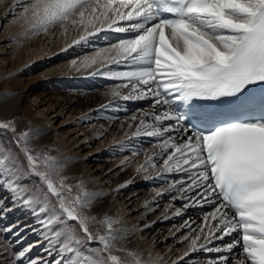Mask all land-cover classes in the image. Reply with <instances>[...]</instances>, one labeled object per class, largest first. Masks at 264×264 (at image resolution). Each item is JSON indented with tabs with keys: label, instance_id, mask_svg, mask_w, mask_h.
Returning a JSON list of instances; mask_svg holds the SVG:
<instances>
[{
	"label": "snow or ice",
	"instance_id": "obj_1",
	"mask_svg": "<svg viewBox=\"0 0 264 264\" xmlns=\"http://www.w3.org/2000/svg\"><path fill=\"white\" fill-rule=\"evenodd\" d=\"M9 18L32 35L73 34L68 47L102 32L125 34L72 67L118 81L115 98L151 102L128 124L133 137L153 140L136 173L165 182L157 197L187 201L170 205L173 214L212 207L200 223L185 221L179 260L205 251L218 254L208 264H264V92L254 91L264 86V0H13ZM196 101L226 107L208 111ZM43 134L0 119V221L17 208L29 212L43 251L57 258L29 257L32 245L4 247L0 264H142L127 246L139 229L110 217L105 193L70 176L72 158L42 144ZM131 163L126 158L122 169Z\"/></svg>",
	"mask_w": 264,
	"mask_h": 264
},
{
	"label": "bare ground",
	"instance_id": "obj_2",
	"mask_svg": "<svg viewBox=\"0 0 264 264\" xmlns=\"http://www.w3.org/2000/svg\"><path fill=\"white\" fill-rule=\"evenodd\" d=\"M12 3L13 0H0V4L2 5V16H0V119H8L12 115L17 116L18 114L20 116H29L31 122L36 119L35 128L42 129L44 133L41 138L42 144L49 145L55 152L63 153L61 159L66 157L72 158L68 174L78 175L88 181L90 187L102 190L105 193V196L102 198V205L110 217L118 219L125 228L139 229L127 237L130 241L127 246L130 250L139 254L142 264H147L148 261H152L153 264H168L166 263L168 260H171L169 264H172L174 261L179 262V256H174L169 251H161L155 254V246L163 245V243L170 239L169 243H180L181 238L190 231L189 228L184 226L185 221L189 223L195 221L197 223V215H201L203 219L206 213L212 211L210 205L191 204L187 209L183 210L182 215L176 216L173 214L170 205L174 208H181L187 201L176 200L173 202L170 199V201L164 203L162 202V197H157L156 195L142 196L139 182L134 180L133 177L137 175L134 168L132 169L133 176L128 179L126 178L124 182H119L121 179L112 180L111 177L115 173L107 176V173L110 172H104L103 169L99 172V174L104 173L98 179V184L94 183L96 179L94 171L102 165V162L106 161L104 156H107L106 154L110 156L111 154L109 152L101 155L100 151L97 150L98 144L95 145L94 149L89 150V148L91 143L99 136L101 137L103 131L107 128L104 124L101 125L98 122V126L101 127L97 126L99 128L98 131L85 134L87 133L86 131L84 132L85 126H81L84 120L86 118L89 120L94 119L96 114H100L101 110H108L111 106L117 107L115 113L131 112L130 117L132 115L139 116L141 115L140 110H149L151 103L148 100L123 101L115 98L110 93L112 86L119 83L118 81L110 80L104 76H93L90 73L94 69H84L81 67L77 71L72 67L73 61H76L79 65L86 56L92 54L96 49L109 45L108 38L112 34L117 33L102 32L96 37H91L87 44L68 47L73 39V34L65 37L61 35L60 30H54L55 34H53V31H49L46 35L41 34L36 36L30 33L23 21L12 20L11 18L6 20L5 16L8 12V7ZM1 21H4V23H1ZM111 67L116 68V65H111ZM29 73L35 74L36 79L41 82L39 83L40 86L46 85L53 88L57 93H69L70 99L68 104L59 108L54 104H46L49 98H44L36 101L31 100L27 106H23L22 100L27 95L23 92L32 84L23 85L22 76ZM22 85L23 87L19 88ZM72 103H79V111L77 113L71 112L70 107ZM84 103L86 106H90L84 109ZM135 104L140 106V110H134ZM102 105L107 107H101ZM79 112H85V115H79L77 117L78 120L68 121L76 127V132L62 131L68 124L66 121L69 120V115H72L76 119L75 115ZM65 113H67V118L60 120L55 126L58 118L62 117ZM127 129L129 130V136L133 139L136 138L131 135L134 129ZM150 139L152 138L141 136L140 142L148 143ZM123 141L121 138H116L112 142L110 141L112 143L110 146L116 149V151H125L124 153L128 155L125 158L130 159V146ZM144 149L148 148L142 146L132 148V152H140L137 159L138 166L144 162ZM148 150L150 151L151 149ZM113 151L112 154L114 153ZM76 153H79V155L76 156ZM129 167L126 168L128 169ZM154 180L159 184L158 188L155 189L166 186L164 181ZM125 183H127L126 187L119 188L120 185ZM117 189L119 190L117 191ZM166 196L168 195L163 197ZM7 217L8 219H13V225L18 224L16 230L19 233L25 234V237L20 239L19 242L17 241L15 246H20L24 239L33 240L32 250L34 253L39 254V257L43 256L49 261L57 258L55 254L49 257L43 251L46 241L41 240L38 232L34 233L32 231L33 228H38L39 225L35 223V218L29 212L17 208L10 212ZM26 225L29 227H25ZM192 227H196V224H192ZM15 236L12 238L14 239ZM185 244L187 247V242ZM214 244L219 245L221 242L214 241ZM208 246L212 247V245ZM216 255L218 254L197 251L191 253L186 258L210 260L215 258Z\"/></svg>",
	"mask_w": 264,
	"mask_h": 264
},
{
	"label": "rangeland",
	"instance_id": "obj_3",
	"mask_svg": "<svg viewBox=\"0 0 264 264\" xmlns=\"http://www.w3.org/2000/svg\"><path fill=\"white\" fill-rule=\"evenodd\" d=\"M0 16H2V5L1 4H0ZM1 23H4V21L3 22L1 21ZM22 83H23V85L32 84V85L28 86L27 89L23 92L24 94H27L25 99L22 100L23 106H27L31 100L36 101V100H39V99L41 100L44 98H49V100L46 101L47 102L46 104H49V105L54 104L55 106H58L59 108H60V106H64L65 104L67 105L69 102V99H70L69 93L68 94L67 93H57L53 90V88L47 87L46 85L40 86L39 83H41V82L36 79L34 73H29L27 75L22 76ZM23 85L20 86L19 88H22ZM33 86H35V87H33ZM36 86H38V87H36ZM0 88H1V83H0ZM38 103H37V105H38ZM78 104L79 103H72V105L70 107L72 113H77L79 111ZM88 106H90V105H88ZM88 106H86V104L84 103V109L85 108L87 109ZM133 108H134V110H140L139 109L140 106H137L136 104L134 105ZM116 110H117V107H112V106L108 110H105V111L101 110L100 114H98V115L96 114V117H94V119L89 120L88 118H86L81 125V126H85L84 132L85 131L87 132L85 134H91L92 132L94 133V132L98 131V129L101 128L100 126H98L99 123H101V125L104 124V126L107 128L106 130L103 131V134L101 135V137L99 136L97 139H95L93 141V143H91L90 148L88 147L89 150H91V149H94L95 145L98 144L97 150L100 151L101 155L109 153V152L112 155V157H111V155L109 156L108 154H106L107 156H104L106 161L102 162V165L94 171V175H96V179L94 182L95 184H98V179L106 171L110 172V173H107V176H110L111 173H115L114 176L111 177L112 180L121 179V181H119V182H124V180L126 178L128 179V178L133 176L132 169L133 168L136 169L138 166V161H137L138 157H132L131 156L130 159L128 158L129 160L132 161V163L130 164V167L128 169L126 167H124L122 169L121 166L126 159L125 157L128 155L126 153L124 154L125 151H123V152L122 151H116V149L112 148L110 146V144H112L111 142L113 140H115L116 138H121L124 140L123 141L124 143H127V145L130 146V148L131 147L132 148H134V147L138 148V147L142 146V147L148 148V149H150L149 145L153 142V140L150 139L148 141V143H142V142H140L141 137H136L133 139L131 136H129V134H128L129 130L127 128H128V124L132 123V121L130 119L131 118L130 117L131 112H120V113L117 112V113H115ZM124 113H128L129 115L128 116L122 115ZM117 114H118V117H116ZM79 115H85V112H79L78 114H76L75 115L76 119L73 118L72 115H69V117H68L69 120H67L66 122H68V121L70 122L72 120H78L77 117ZM12 116L9 117L8 119H14L18 123L19 127L24 128V127L28 126V127L35 128L36 119L33 122H31L29 120V116H27V115L20 116L18 114L17 116H14V115H12ZM99 116H100V118H98ZM65 118H67V113H65L62 117L58 118V120L55 122V126L58 124V122L60 120H64ZM69 122H68L67 126L65 128H63L62 131L75 133L76 127L72 123H69ZM93 124H95V125H93ZM88 126H89V128H88ZM68 130H70V131H68ZM5 139H6L5 137L0 136V140H5ZM130 148H129V150H130V154H131L132 148L131 149ZM112 150H114L113 154H112ZM74 151H75V149H74ZM121 154H123V155H121ZM77 155H79V153H76V156ZM103 169H104V172L99 174V172H101ZM70 176L79 177L78 175H70ZM133 177H134V180L139 182V189L141 190L142 196H144V195L155 196L154 190H155V188H158L159 184L156 183V181L154 179L145 178L144 176H141V175H136ZM79 178H81V177H79ZM166 201H170L169 196L162 197V202L165 203ZM179 206H180V204H179ZM196 217H197V223L196 224H198L202 220V216L197 215ZM7 219H8V217L6 219L0 221V228L7 227L8 225H11V224L13 225V222H14L13 219H8V220ZM16 231H17L16 228H14L12 232L0 233V249L7 247L8 251L12 252V251H15L14 250L15 248L24 249V248H26L29 245H32L34 243L33 240L29 241V240L24 239L23 243L20 246L19 245L15 246L17 241L19 242L20 239H23V237H25L24 233H20L18 236L16 235L15 238L13 239L12 238L14 236L13 232H16ZM5 235H11V239H10V236L6 237ZM13 240H15V241H14V243L11 244V242ZM170 241H171V239L166 241L165 243H163V245L155 246V248H154L155 254H157V252H161V251H169L170 253H172V255L180 257L183 254V252L185 251V248H186L185 242L173 244V243H169ZM219 242L223 243V242H227V241L226 240L223 242L218 241V243ZM93 246H95V245H93ZM28 256L31 258H36V257H39V254L34 253L33 250H31V252L28 254ZM198 260H199V258H194V259L185 258L184 261L179 260L178 264H208V261H209V259L206 260L203 258L202 259L200 258L199 261ZM170 261L168 260V262H166V263L169 264ZM22 263L28 264L27 258H25Z\"/></svg>",
	"mask_w": 264,
	"mask_h": 264
}]
</instances>
